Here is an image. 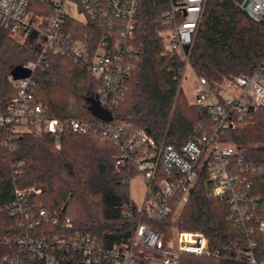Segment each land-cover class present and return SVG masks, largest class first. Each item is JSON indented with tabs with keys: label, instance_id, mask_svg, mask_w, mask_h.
Listing matches in <instances>:
<instances>
[{
	"label": "built area",
	"instance_id": "obj_1",
	"mask_svg": "<svg viewBox=\"0 0 264 264\" xmlns=\"http://www.w3.org/2000/svg\"><path fill=\"white\" fill-rule=\"evenodd\" d=\"M204 4L205 0H169V9L162 15L172 26L163 34L165 49L179 55L186 67ZM137 9L138 0H0L1 31L12 37L21 32L23 41L31 33L42 39L35 59L22 66L30 76L11 79L15 93L0 109V127L6 130L2 147L13 151L18 138L27 133H46L58 147L65 131L86 135L95 128L101 140L110 141L118 149L116 165L139 176L145 186L142 204L136 205L130 198L121 211L125 219H132V212L137 219L130 241L120 246H105L72 231L68 218L37 203L36 198L43 193L41 186L14 187L7 209L19 220L23 234L13 239L14 253L0 256V264H179L183 256L218 258L219 251L210 248L201 233L176 230L166 238L154 228L156 222L180 214L201 176L208 195L228 207V222L246 238L243 261L264 264L255 255L253 239L264 234V162L253 160L246 154V147L227 142L224 137L227 131L247 126L264 107V59L252 75L237 76L226 83V90L221 91L230 93L227 97H216L207 81L197 78L191 104L206 108L212 127L179 147L164 139L157 141L146 130L129 123H116L113 118L94 127L81 118L52 117L35 98L34 72L48 67L49 54L60 55L89 66L98 82L92 95L101 109L112 114L127 92L134 68L130 43ZM242 10L254 22H261L264 0H247ZM70 20L90 22L102 31L92 55L69 31ZM21 166L20 162L13 165L17 175ZM51 227L56 231H49Z\"/></svg>",
	"mask_w": 264,
	"mask_h": 264
},
{
	"label": "trees",
	"instance_id": "obj_2",
	"mask_svg": "<svg viewBox=\"0 0 264 264\" xmlns=\"http://www.w3.org/2000/svg\"><path fill=\"white\" fill-rule=\"evenodd\" d=\"M105 3L108 0H100ZM243 0H205L193 37L187 64L197 78H204L216 97L224 84L237 76L255 73L264 59V18L254 22L240 8ZM169 0H138L136 28L130 43L134 49L133 72L125 96L112 109L113 121L146 130L155 140L179 147L207 133L212 127L203 105L189 104L180 81L186 62L165 49L163 34L171 29L162 15ZM69 31L92 55L101 30L90 22L69 21ZM42 46L39 35L31 33L23 42L0 30V109L15 90L11 71L35 59ZM48 67L33 74L34 94L48 114L56 118H81L92 126L102 120L89 110L90 93L98 86L86 63L49 54ZM5 129L0 127V256L14 253L13 239L23 234L19 220L9 215L14 187L41 186L36 198L48 210L61 213L72 231L87 235L105 246L130 241L136 214L125 219L121 211L129 203L127 181L135 174L116 165L118 149L101 140L95 128L86 135L65 131L57 147L46 133L24 134L13 151L2 147ZM227 142L246 147V154L264 162V107L249 127L224 133ZM22 163L20 174L13 165ZM201 176L192 188L180 214L156 222L155 231L169 237L173 228L198 232L218 258L183 256L179 264H246V238L227 220L228 207L211 198ZM51 232L55 228H49ZM255 255L264 260V234H257ZM22 264H34L24 262Z\"/></svg>",
	"mask_w": 264,
	"mask_h": 264
},
{
	"label": "rangeland",
	"instance_id": "obj_3",
	"mask_svg": "<svg viewBox=\"0 0 264 264\" xmlns=\"http://www.w3.org/2000/svg\"><path fill=\"white\" fill-rule=\"evenodd\" d=\"M79 18L82 19L83 16H79ZM13 38L18 42H23L21 32H18L16 35H14ZM196 80H197V77L191 72V70L188 67H185L183 71V77L180 81V88L184 96L186 97L187 101L189 102V104H191V102L194 100V97H195L194 88L196 86ZM225 85L226 84L222 86L221 90H226ZM221 95L222 97H227L228 95H230V93H228L227 91H223ZM255 116L253 118V121L245 127H249L254 123ZM144 194H145V186L142 183L141 178L139 176H134L129 182L130 198L133 200V202L136 205H141L143 202ZM175 232H176V229L173 228L169 236L173 235V233Z\"/></svg>",
	"mask_w": 264,
	"mask_h": 264
},
{
	"label": "water",
	"instance_id": "obj_4",
	"mask_svg": "<svg viewBox=\"0 0 264 264\" xmlns=\"http://www.w3.org/2000/svg\"><path fill=\"white\" fill-rule=\"evenodd\" d=\"M247 4V0H244L243 3L241 4V9H244ZM189 47L186 45L184 46V52L187 53ZM30 76V71L25 69L22 66H17L15 67L11 73H10V78L13 81L17 80H22ZM89 103V110L98 119L102 121H111L112 120V114L109 111L103 110L99 107V105L96 103L92 93H90V96L87 99Z\"/></svg>",
	"mask_w": 264,
	"mask_h": 264
}]
</instances>
